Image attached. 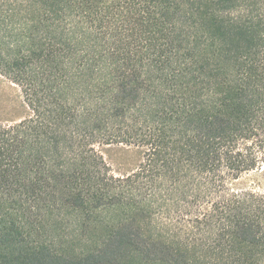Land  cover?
I'll list each match as a JSON object with an SVG mask.
<instances>
[{
  "label": "trees",
  "instance_id": "trees-1",
  "mask_svg": "<svg viewBox=\"0 0 264 264\" xmlns=\"http://www.w3.org/2000/svg\"><path fill=\"white\" fill-rule=\"evenodd\" d=\"M0 75V264H264V0H0Z\"/></svg>",
  "mask_w": 264,
  "mask_h": 264
},
{
  "label": "rangeland",
  "instance_id": "rangeland-1",
  "mask_svg": "<svg viewBox=\"0 0 264 264\" xmlns=\"http://www.w3.org/2000/svg\"><path fill=\"white\" fill-rule=\"evenodd\" d=\"M28 114L19 86L0 75V124L19 121ZM100 152L114 173L128 172L140 157L136 148L124 145H103ZM230 186L264 190V162L259 168L232 180Z\"/></svg>",
  "mask_w": 264,
  "mask_h": 264
}]
</instances>
